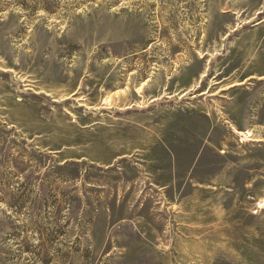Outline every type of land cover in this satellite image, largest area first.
Returning a JSON list of instances; mask_svg holds the SVG:
<instances>
[{
	"label": "rangeland",
	"instance_id": "374dc122",
	"mask_svg": "<svg viewBox=\"0 0 264 264\" xmlns=\"http://www.w3.org/2000/svg\"><path fill=\"white\" fill-rule=\"evenodd\" d=\"M0 264H264V0H0Z\"/></svg>",
	"mask_w": 264,
	"mask_h": 264
}]
</instances>
